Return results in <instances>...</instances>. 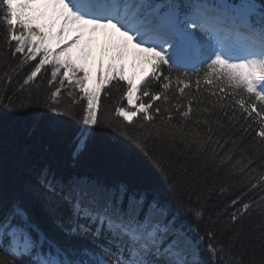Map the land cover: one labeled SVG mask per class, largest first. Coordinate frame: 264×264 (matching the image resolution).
I'll return each instance as SVG.
<instances>
[{
  "label": "snow or ice",
  "instance_id": "snow-or-ice-1",
  "mask_svg": "<svg viewBox=\"0 0 264 264\" xmlns=\"http://www.w3.org/2000/svg\"><path fill=\"white\" fill-rule=\"evenodd\" d=\"M0 26L17 60L0 83L11 85V73L32 61L21 91L42 69L50 73L43 99L13 102L5 90L6 110L21 118L43 109L37 115L58 136L67 121L79 125L73 161L102 130L111 132L147 158L177 206L154 186L66 171L39 148L21 179L0 185V264H264V0H0ZM136 61L146 68L127 75ZM109 86L120 102L114 118H102ZM209 172L243 177L259 195L233 199L228 223L205 222L202 193L193 202L183 192L207 187Z\"/></svg>",
  "mask_w": 264,
  "mask_h": 264
},
{
  "label": "trees",
  "instance_id": "trees-1",
  "mask_svg": "<svg viewBox=\"0 0 264 264\" xmlns=\"http://www.w3.org/2000/svg\"><path fill=\"white\" fill-rule=\"evenodd\" d=\"M256 2L260 4L261 0H256ZM3 36L4 30L0 26V60H3V63L0 64V80L3 78L5 65L10 63L15 67L17 64L16 58L11 57L10 53L5 50ZM4 56H7L8 59L4 60ZM33 65V62H29L18 68L15 73H11L13 76L11 85L0 83V101H3L5 90L13 102L18 96L25 98L31 95L35 98L39 95L42 99L47 96L48 79L50 78L48 72L40 74L33 85L25 86V90L19 89V84L26 78ZM9 71L11 72L10 69ZM35 84L39 85V91L34 86ZM203 89L204 86L201 85V90L203 91ZM119 96L120 94L115 88H112L107 94L101 92L99 115L102 118L113 114L114 107L120 102ZM62 103H68L66 95L62 99ZM80 104L86 105V101H80ZM80 104L74 106L77 114L82 111ZM43 113V109L32 107L29 109L28 116L17 118L16 114L7 111L4 104L0 103V185L11 188L21 179L22 166L34 157L39 148H45L48 154L66 171L103 174L110 179L154 186L160 191L163 198L172 203L173 209L177 210L175 199L168 192L166 183L142 154L127 150L123 147V142H118L113 138L111 132L102 130L88 142L78 161H73L74 139L79 125L73 121H67L63 125V134L58 136L54 134V124L41 122L40 115L37 114ZM112 118H114V114ZM243 126L244 121H241V127ZM253 136L254 132L250 129L244 142L250 143ZM205 177L208 181L207 187L201 184V187L183 192L186 199L191 194L193 202L196 201V195L202 193L199 203L206 209L205 222L211 217L214 223L226 224L231 211L235 210V206L231 205L233 199L239 198L242 202H248L259 195L258 190H248L243 177L233 176L225 179L222 175L217 176L211 172L206 173ZM221 186L226 188V191L221 192ZM258 212V208L252 209L251 217L254 221L258 219ZM218 214L220 215L219 220H217ZM179 219L184 222L186 218L181 214ZM242 224L247 226V216L242 220ZM43 226L55 234L50 223L44 222Z\"/></svg>",
  "mask_w": 264,
  "mask_h": 264
},
{
  "label": "rangeland",
  "instance_id": "rangeland-1",
  "mask_svg": "<svg viewBox=\"0 0 264 264\" xmlns=\"http://www.w3.org/2000/svg\"><path fill=\"white\" fill-rule=\"evenodd\" d=\"M98 58V57H97ZM97 63H98V60L96 59V57H95V55H92V58H91V61H90V63H89V68H90V70L91 71H93V73H94V71H95V68L94 67H96V65H97ZM107 63V60H105V64ZM94 66V67H93ZM46 67H48V66H46ZM75 148V147H74ZM74 151V150H73Z\"/></svg>",
  "mask_w": 264,
  "mask_h": 264
}]
</instances>
